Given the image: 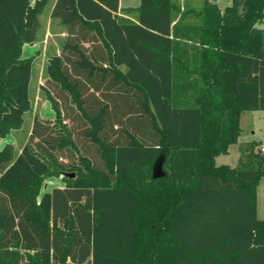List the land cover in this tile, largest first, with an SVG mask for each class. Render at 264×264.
<instances>
[{
  "label": "trees",
  "instance_id": "16d2710c",
  "mask_svg": "<svg viewBox=\"0 0 264 264\" xmlns=\"http://www.w3.org/2000/svg\"><path fill=\"white\" fill-rule=\"evenodd\" d=\"M51 1L0 0L2 137L32 109L23 46ZM51 16L67 31L42 86L54 117L0 148V264H264V151L240 141L242 113L264 110V0H54ZM235 143L238 164H218ZM51 176L65 184L42 191Z\"/></svg>",
  "mask_w": 264,
  "mask_h": 264
},
{
  "label": "rangeland",
  "instance_id": "374dc122",
  "mask_svg": "<svg viewBox=\"0 0 264 264\" xmlns=\"http://www.w3.org/2000/svg\"><path fill=\"white\" fill-rule=\"evenodd\" d=\"M184 7L193 6L200 9L203 0H179ZM224 8L232 3V0H215ZM53 0L45 8L41 15V28L37 41L40 42L38 52L34 59L32 77L30 82V95L32 101V109L25 114V122L19 129H14L8 135L0 136V148L5 144L11 143L16 147L18 152L20 148L28 141L31 132L34 117L40 115L45 119L54 117V110L51 103L46 99L42 86L46 82V66L48 59L58 52L61 47L62 32L65 26L58 18H51L50 10ZM187 21H196L195 17L189 16ZM257 26L264 29V21L258 22ZM49 37V38H48ZM25 45V50L29 47ZM38 47V46H37ZM241 135L240 141L257 140L264 143V110H246L241 116ZM240 157L239 143L233 144L228 153L221 154L218 157L219 164H230L236 166ZM65 181L62 176H51L45 179L43 189L50 190L55 186H63ZM257 213L260 218L264 219V179L260 181L257 187Z\"/></svg>",
  "mask_w": 264,
  "mask_h": 264
},
{
  "label": "crops",
  "instance_id": "0c3cea01",
  "mask_svg": "<svg viewBox=\"0 0 264 264\" xmlns=\"http://www.w3.org/2000/svg\"><path fill=\"white\" fill-rule=\"evenodd\" d=\"M32 1H34V0H32ZM140 1L141 0H120V9L121 8H125V7H137L139 4H140ZM179 1V0H178ZM180 2V4L182 5V2L181 1H179ZM53 4H54V0H53V2H52V5H51V10H52V8H53ZM182 7H184L183 5H182ZM51 10H50V15H51ZM120 14H122L121 13V11L119 12ZM51 18H53L52 16H50ZM53 19H55V18H53ZM175 20H179V16L178 17H176V19ZM62 34V38H64L66 35H67V31H66V28L63 30V32L61 33ZM49 38V37H48ZM26 44H28L27 46H29L26 50H25V45ZM26 44H24V46H23V56L24 57H27V56H30V55H33V54H35V53H37L38 52V49H39V44H40V42L39 41H34V42H31V43H26ZM38 46V47H37ZM60 51H61V47H58V52L56 53V54H59L60 53ZM233 145V144H232ZM231 145V146H232ZM230 146V147H231ZM23 147V146H22ZM21 149L22 148H20V150L18 151V152H20L21 151ZM221 156V155H220ZM219 157V156H218ZM218 157H217V159H216V161H218ZM218 163V162H217ZM219 164V163H218Z\"/></svg>",
  "mask_w": 264,
  "mask_h": 264
},
{
  "label": "water",
  "instance_id": "95a60500",
  "mask_svg": "<svg viewBox=\"0 0 264 264\" xmlns=\"http://www.w3.org/2000/svg\"><path fill=\"white\" fill-rule=\"evenodd\" d=\"M67 175H70V176H74L75 174L74 173H65ZM164 175V171H163V168H162V163L160 160H158L156 163H155V166H154V173H153V176L155 178H158V177H161Z\"/></svg>",
  "mask_w": 264,
  "mask_h": 264
},
{
  "label": "built area",
  "instance_id": "2783aa9c",
  "mask_svg": "<svg viewBox=\"0 0 264 264\" xmlns=\"http://www.w3.org/2000/svg\"><path fill=\"white\" fill-rule=\"evenodd\" d=\"M260 149H261V151H264V143L260 144Z\"/></svg>",
  "mask_w": 264,
  "mask_h": 264
}]
</instances>
